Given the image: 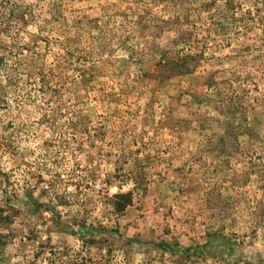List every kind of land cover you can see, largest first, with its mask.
<instances>
[{
    "label": "rangeland",
    "instance_id": "obj_1",
    "mask_svg": "<svg viewBox=\"0 0 264 264\" xmlns=\"http://www.w3.org/2000/svg\"><path fill=\"white\" fill-rule=\"evenodd\" d=\"M0 264H264V0H0Z\"/></svg>",
    "mask_w": 264,
    "mask_h": 264
},
{
    "label": "trees",
    "instance_id": "obj_2",
    "mask_svg": "<svg viewBox=\"0 0 264 264\" xmlns=\"http://www.w3.org/2000/svg\"><path fill=\"white\" fill-rule=\"evenodd\" d=\"M113 208L117 212H122L128 205L132 204V195L130 192L113 195Z\"/></svg>",
    "mask_w": 264,
    "mask_h": 264
}]
</instances>
